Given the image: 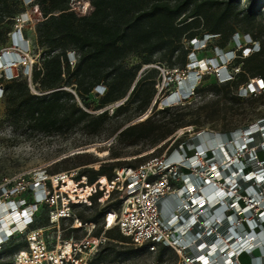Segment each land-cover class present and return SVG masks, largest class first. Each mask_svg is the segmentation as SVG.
<instances>
[{
    "label": "built area",
    "instance_id": "2783aa9c",
    "mask_svg": "<svg viewBox=\"0 0 264 264\" xmlns=\"http://www.w3.org/2000/svg\"><path fill=\"white\" fill-rule=\"evenodd\" d=\"M23 1L26 5L36 2ZM86 2L91 8L90 2ZM89 13L86 9L82 16ZM236 36L239 33L234 34L235 39ZM248 38V44H239L242 57L260 50L259 42L250 35ZM209 40L211 35L191 41L194 52L189 54L190 67L184 72L150 66L161 75L156 85L157 99L171 83L178 82L179 91L175 93L179 92L181 98L170 101L173 92L163 104L172 106L197 96L196 91L209 70H215L220 84L232 81L240 72V67L234 64L238 50L224 52L217 47L218 60L197 56L195 51H204ZM12 47L26 53L31 50L21 31L12 34ZM71 56L74 58V53ZM18 63H25L23 73L31 76L33 60L19 53L0 54V72L5 79L19 75L12 69ZM181 74H187V79L180 80ZM262 84V79H252L239 93L262 95ZM0 87L3 98L4 89ZM99 88L102 89L99 96H103V86L94 93ZM217 135L222 134L200 132L182 141L168 157L117 169L113 179L101 177L90 184L86 177H78L80 168H76L53 175L43 172L21 190L3 189L5 195L0 191V205H6L7 215L15 219L9 228L0 227V248L19 233L26 236L27 247L14 254L13 264H89L107 241L106 233L117 228L134 246L145 247L151 255L161 246L175 251L180 264H243V258L248 264H264V118L230 133L234 137L228 141L226 165L218 160V147L211 141ZM66 178L73 183L68 190L63 188ZM24 192L31 195L32 201L9 199ZM3 196L7 199L3 200ZM116 202L104 211L100 225L84 223L76 216L77 209L91 210ZM42 208L47 210L48 225L31 229ZM18 220L22 222L21 228L17 226ZM63 222H69L63 230H70V237L61 236L59 231L52 236L50 230ZM79 232H83L81 237L76 236Z\"/></svg>",
    "mask_w": 264,
    "mask_h": 264
},
{
    "label": "trees",
    "instance_id": "16d2710c",
    "mask_svg": "<svg viewBox=\"0 0 264 264\" xmlns=\"http://www.w3.org/2000/svg\"><path fill=\"white\" fill-rule=\"evenodd\" d=\"M8 1L0 0V24L6 19L13 23L16 20L17 13ZM88 1L92 12L85 16L68 17L61 16V13L69 9L71 0H36L42 15V21L36 26V44L42 53L32 67L31 76L21 73L7 80L0 74L6 118L14 129L22 125L30 132L49 135L82 127L89 133L99 134L110 118V108L107 107L115 103L123 102L113 109L114 116H119L133 103H137L138 111L148 108L151 112L157 111L159 103H162L157 99L156 89L161 75L157 68L150 66L186 71L190 63L188 56L192 52L191 41L205 35L212 36L208 47L223 50L233 41L238 30L248 32L254 41L259 42L260 50L248 57H242L238 50L234 64L240 67V72L232 81L220 84L215 77V84L201 87L207 81L206 75L197 94L209 91L220 95L224 90L232 94L235 91L238 95L240 88L252 79L264 81V19H260L264 15V0H248L242 8L241 0ZM157 54L159 57H156ZM131 57H137L140 62L128 67L126 61ZM145 67L148 68L139 78L138 74ZM99 86L105 87L103 96L94 93ZM237 95L231 96L239 99ZM183 102L175 106L162 104L159 113H168L171 108L182 106ZM93 109L105 110L94 115ZM165 125L148 118L140 124L128 126L119 137L130 145L144 139L157 143L182 127L183 123L175 122L169 128ZM232 131L221 134L227 136ZM95 162L90 158L83 160L80 165L84 166L78 177H86L93 184L101 177L113 179L115 171L122 168L118 164H102L98 169L85 166ZM126 164L125 167L136 166ZM72 184L69 178L63 182V187L71 189ZM116 204L118 202L106 205L100 211L95 210V206L91 215L83 209L76 212V216L84 223L100 225L104 211ZM41 214L45 217L37 228L48 225L47 210L42 208L36 214L31 229H37L34 227ZM98 232H102V227ZM106 236L108 243L104 249L100 248L89 264L129 258L146 250L145 247L134 246L117 228L109 230ZM66 237H70V230ZM119 246L129 248L119 250ZM26 247L25 241V244L15 246L12 252L15 254ZM166 249L159 247V259Z\"/></svg>",
    "mask_w": 264,
    "mask_h": 264
},
{
    "label": "rangeland",
    "instance_id": "374dc122",
    "mask_svg": "<svg viewBox=\"0 0 264 264\" xmlns=\"http://www.w3.org/2000/svg\"><path fill=\"white\" fill-rule=\"evenodd\" d=\"M247 1L241 0L240 7H244ZM8 3H10L17 14L14 23L6 19L0 24V54L4 52L19 53L28 60H33L35 64L42 53V50H38L36 44V26L41 20V11L36 2L26 5L23 0H9ZM87 7L86 0H71L69 9L61 13V16L82 15L86 9L91 12V8ZM260 19H264V15ZM13 31H21L25 40L28 41L30 52H22L20 48L12 47L11 32ZM237 33H239V36H236V39L234 38L233 41H230L223 48L224 52L237 51L240 48V43L242 46L248 44L250 41L248 32L238 30ZM198 39L202 38L198 37ZM212 43L215 42L213 41ZM208 44H210V40ZM216 48L207 47L204 51H195V53L206 60H218L220 57ZM192 52L194 51L192 50ZM156 57H159V54ZM138 62L140 61L137 57H131L126 61V66L131 67ZM30 64L31 62H29ZM24 67L25 63H18L12 69L14 73L20 75L24 72ZM189 67L190 65L187 66V68ZM145 69L147 68H144L138 74L139 78L143 76ZM213 71L215 70H209L207 81L201 87L207 84H215L216 80ZM185 79H187V74H181L180 80L183 81ZM177 87L178 82L171 83V87L158 97L162 103H159L157 111L151 112V108L145 111H138L136 109L137 103H133L123 110L119 116H114L113 109L116 108L119 102L109 106L111 109L108 113L110 118L99 134L89 133L82 127H74L62 133L49 135L30 132L22 125L14 129L6 118L4 99L0 98V191L5 195L3 193L5 188L8 190L14 188L21 190L22 187L33 183L43 172L53 175L60 172H70V170L76 168L81 170L84 166L80 165L81 162L89 158L96 162L85 166L98 169L102 164H118L119 167H125L127 166L126 163L137 165L150 159L168 157L176 144L186 139L188 140V138H193L200 132L223 133L232 129L234 131L243 128L245 125L253 126L264 118V93L253 96L246 94L245 91L238 95L235 91L232 94L229 91L227 93V91L222 90L220 95L204 91L185 101L182 100L184 101L182 106L171 108L172 111L168 113H159L163 102L168 99L171 93H175L178 90ZM235 94L239 99L232 98L234 96L231 95ZM178 104L182 103L176 102L173 106ZM94 105L97 106L96 104ZM105 109H93L92 114H99ZM148 118H151L153 122L166 124V128L173 127L175 122H182L183 126L174 130L166 139L157 143L152 142L151 139H144L135 145H130L128 142L120 140L119 134L121 131L128 126L140 124ZM3 197V200L7 199L6 196ZM9 199L31 201V195L25 192L22 194L17 193L10 196ZM102 208V206H97L95 210L100 211ZM78 211L84 210L77 209L76 212ZM85 213L91 215L94 213V209L85 211ZM44 217V214L40 215V219L36 222L34 228H37L42 223ZM68 226L69 222L61 223L60 227L50 230L51 235L54 236L55 231H59L61 236L66 237L67 232L63 229ZM81 235H83V232L76 234L77 237H81ZM25 241V235L15 234L13 240L2 247V251L0 250V264H13L14 253L12 251L14 247L25 244ZM107 243L108 239L101 246V249H104ZM127 248L129 246L118 247L119 250ZM180 260V256L171 249H166L161 259L158 258V253L151 255L147 250H143L135 256L120 258L115 261H104L102 264H152L153 262L157 264H180ZM241 261L243 264H248L246 258L241 259Z\"/></svg>",
    "mask_w": 264,
    "mask_h": 264
},
{
    "label": "bare ground",
    "instance_id": "6f19581e",
    "mask_svg": "<svg viewBox=\"0 0 264 264\" xmlns=\"http://www.w3.org/2000/svg\"><path fill=\"white\" fill-rule=\"evenodd\" d=\"M27 15V14H26ZM28 16V15H27ZM102 91L101 88H99L97 90V92H95V94L99 95V93ZM174 96H171L170 97V101H177L178 99L181 98V96L179 95V92L173 94ZM259 126V125H258ZM257 128V126H255V129ZM255 135V133H253ZM253 136V135H252ZM217 138H215V140H211V141H215V144H217V157H218V160L223 164V165H226L228 163V158H227V155H229V146H228V141L230 139H233L234 135H227V136H222V135H217L215 136ZM202 138L204 141H206V135L203 134L202 135ZM202 141V140H201ZM69 180V178H66L64 180L67 181ZM103 182H105V180H103ZM65 190H68L69 188L67 187H63ZM2 204V203H1ZM6 210H7V206L6 205H0V227H6V228H9V225L14 221V216H12L11 214H8L6 213ZM18 228H21L22 227V222L21 220H18ZM4 229V228H3ZM1 230H0V235L1 234Z\"/></svg>",
    "mask_w": 264,
    "mask_h": 264
},
{
    "label": "snow or ice",
    "instance_id": "6c2138e0",
    "mask_svg": "<svg viewBox=\"0 0 264 264\" xmlns=\"http://www.w3.org/2000/svg\"><path fill=\"white\" fill-rule=\"evenodd\" d=\"M262 86H264V84H262Z\"/></svg>",
    "mask_w": 264,
    "mask_h": 264
}]
</instances>
